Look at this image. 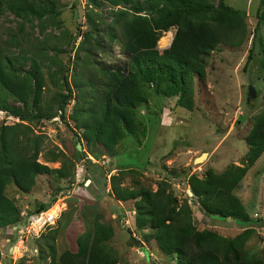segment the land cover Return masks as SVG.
Here are the masks:
<instances>
[{"label":"rangeland","instance_id":"obj_1","mask_svg":"<svg viewBox=\"0 0 264 264\" xmlns=\"http://www.w3.org/2000/svg\"><path fill=\"white\" fill-rule=\"evenodd\" d=\"M51 1L57 13L40 19L15 17L6 7L0 12V47L11 55L38 58L44 83L38 109L43 117L21 120L0 111V127L23 124L33 134H41L38 160L50 169L62 166L65 173L61 178L52 172L38 173L27 192L6 185L5 192L19 210L20 221L22 214L33 213L40 204L45 206L43 210L57 209L58 205L60 214L37 236L17 229V224L0 228V264L47 262L49 258H39V248L48 255V238H52L56 256L68 249L76 252V237L92 231L96 221L113 227L114 234L107 242L120 262L180 264L175 254L162 252L153 240L142 242V233L148 230L134 228L133 200L113 197L110 177L114 175L121 177L122 186L139 181L152 190L166 180L178 204H188L198 230L210 229L232 238L248 229L243 250L264 260V149L231 191L252 221L206 215L197 197L187 192L191 174L202 178L208 169L220 174L230 164L244 165L248 148L244 137L255 119L264 114L260 50L264 19L256 14L262 0H224L243 12L246 36L239 46L220 44L205 56L204 76L196 74L190 80L193 108L178 106L176 96H163L153 86L143 84L147 101L136 106L134 114L146 132L142 134L140 126L137 133H125L110 152L99 144L86 146L83 129L75 125L72 114L81 107L90 109L96 99L88 78L100 84L102 68L112 69L128 60L119 41L122 31L112 19L124 7H113L107 0ZM168 32L172 40L175 28L160 32L154 47L157 51L162 52L171 43L160 44ZM248 49L250 59L245 63ZM25 61L27 65L29 61ZM68 62L67 81L73 98L60 112V100L67 93L61 75ZM249 85L257 91L252 106L246 104ZM255 218L259 221H253ZM18 234L22 240H16Z\"/></svg>","mask_w":264,"mask_h":264},{"label":"trees","instance_id":"obj_2","mask_svg":"<svg viewBox=\"0 0 264 264\" xmlns=\"http://www.w3.org/2000/svg\"><path fill=\"white\" fill-rule=\"evenodd\" d=\"M113 6H123L113 14V23L120 26L121 48L128 60L112 69L102 68L104 77L100 84L91 78L88 83L96 94L92 107H81L72 114L75 125L83 129L86 146L99 144L108 152L125 133H137L142 126L134 114L135 107L146 103L142 85L153 86L154 91L169 97L176 96V105L193 108L192 83L196 74L204 76V58L220 44L239 46L246 36L243 12L234 9L224 0H107ZM8 8L18 18H37L57 13L51 0H0L2 8ZM144 12V15L140 13ZM264 19V0L256 11ZM174 27L175 33L168 47L162 52L154 47L160 32ZM261 65L264 68V39L260 48ZM248 49L246 62L250 59ZM25 58V59H23ZM24 60V61H23ZM29 63L26 65V61ZM27 66V67H26ZM69 62L61 75V83L67 90L59 103L60 112L73 98L71 83L67 81ZM40 61L35 57L11 55L0 47V111L21 120L43 117L40 108L44 87ZM10 99H12L10 102ZM19 103L20 105L16 104ZM83 114V115H82ZM82 115V117H81ZM85 116V117H84ZM43 137L33 134L27 125L5 124L0 127V228L20 222L19 210L5 192L6 185L13 184L20 191H29L36 174L54 173L57 178L65 175L62 166L50 169L38 160ZM247 151L244 165H228L216 174L208 169L199 178L188 176L190 190L206 215L225 218L230 215L243 223L250 222L240 201L231 193L264 149V114L255 119L244 137ZM94 153V151H92ZM111 179L113 197L119 201L133 200L134 228L142 233V242L153 240L166 254H175L180 264H264L243 250V239L250 230L235 237L224 238L210 229L198 230L192 223L188 204L178 201L168 190L166 180L152 190L134 181L122 186L121 177ZM60 206L57 205V209ZM40 204L35 209L41 211ZM253 221L257 222L258 219ZM114 234L113 227L96 221L92 231H84L76 237L77 251L64 250L56 256L52 238L47 240L48 255L39 248L43 264H128L119 261L108 245ZM47 241V242H48ZM143 248V247H142Z\"/></svg>","mask_w":264,"mask_h":264},{"label":"built area","instance_id":"obj_3","mask_svg":"<svg viewBox=\"0 0 264 264\" xmlns=\"http://www.w3.org/2000/svg\"><path fill=\"white\" fill-rule=\"evenodd\" d=\"M60 214L58 209H49L25 213L21 215L22 220L17 224V229L26 230L30 235L37 236L40 234L46 227H48ZM22 238L21 234L16 236V240ZM22 240V239H21Z\"/></svg>","mask_w":264,"mask_h":264},{"label":"water","instance_id":"obj_4","mask_svg":"<svg viewBox=\"0 0 264 264\" xmlns=\"http://www.w3.org/2000/svg\"><path fill=\"white\" fill-rule=\"evenodd\" d=\"M257 97V91L254 89V87L252 85H249L247 87V91H246V104L252 106L256 100ZM77 149H80V145L79 143H77L76 145ZM187 192L190 196L193 195V193L191 192L190 189H187ZM230 215L225 216V219L229 218ZM230 218H234V217H230Z\"/></svg>","mask_w":264,"mask_h":264},{"label":"bare ground","instance_id":"obj_5","mask_svg":"<svg viewBox=\"0 0 264 264\" xmlns=\"http://www.w3.org/2000/svg\"><path fill=\"white\" fill-rule=\"evenodd\" d=\"M167 34H168V35H167ZM167 34H166V36L163 37V40L160 41V44L163 45V46H165L166 44H168V43L171 41V33L168 32ZM158 43H159V42H158ZM203 157H204V155L201 156V157L198 158V159L201 160Z\"/></svg>","mask_w":264,"mask_h":264}]
</instances>
